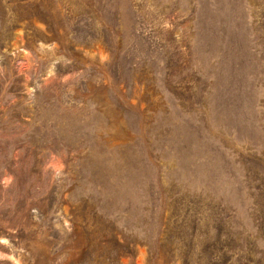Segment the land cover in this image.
<instances>
[{
  "label": "rangeland",
  "instance_id": "374dc122",
  "mask_svg": "<svg viewBox=\"0 0 264 264\" xmlns=\"http://www.w3.org/2000/svg\"><path fill=\"white\" fill-rule=\"evenodd\" d=\"M0 264H264V0H0Z\"/></svg>",
  "mask_w": 264,
  "mask_h": 264
}]
</instances>
